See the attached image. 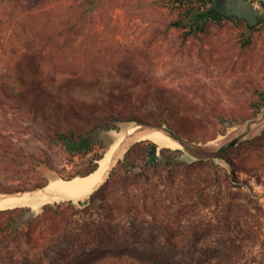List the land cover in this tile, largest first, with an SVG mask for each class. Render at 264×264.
<instances>
[{
  "label": "rangeland",
  "instance_id": "1",
  "mask_svg": "<svg viewBox=\"0 0 264 264\" xmlns=\"http://www.w3.org/2000/svg\"><path fill=\"white\" fill-rule=\"evenodd\" d=\"M260 1L256 0V4L262 7ZM209 6V0H0V81L13 89L24 80H32L39 71L42 88L57 96L58 103L83 108L81 101L94 102L96 105L84 111L88 115L93 110L97 114L109 106L117 107L151 124L165 117L170 122L165 126L202 145L241 129L264 108V25L248 28L245 21L235 17L208 18L200 27L198 22H188L190 9L199 12ZM191 18L199 19L196 14ZM51 32L59 40L58 45L67 41L66 49L38 63L27 61L22 65L27 73H20L17 59L12 56L43 48ZM248 32L251 35L247 40ZM20 102L1 98L0 92V197L45 186L57 177L86 172L93 166L95 154L107 149L103 146L129 136L130 128L148 124L120 122L116 129L105 133L104 144H96L88 154L73 155L54 135V129L64 121L41 115L25 101ZM69 122L77 124L72 118ZM255 131L220 152L232 164L219 156L210 157L187 173L185 163L194 161L199 154L185 147L160 146L151 139H139L127 147L110 175L119 179L131 171L144 172L148 149L155 143L159 153L162 149L182 151L180 158L185 163L177 170V178L190 183L201 174L211 184L207 194L214 193L216 173L235 175L245 189H254L264 208V127ZM139 142L143 145L138 146ZM146 171L151 181H162L156 169ZM167 176L168 171H163V177ZM90 193L50 202H63L61 215L55 216L62 226H85L91 219H100L101 209L79 202ZM70 199L74 201L68 202ZM210 203L198 204L197 208L198 216L209 223L217 214H224L221 209L215 210L214 201ZM43 206H22L15 213H0L3 258L14 250L32 257L28 260L18 255L21 264H64L48 259L40 263L34 257L37 252L52 251L56 245H74L72 239L45 230L49 220H32L31 214H42ZM12 217L37 224V231L31 230L32 240L20 238L30 233L29 224L22 223L14 229ZM192 225L185 219L179 224L171 223ZM260 246L257 243L251 247V256H262V252L258 253Z\"/></svg>",
  "mask_w": 264,
  "mask_h": 264
},
{
  "label": "trees",
  "instance_id": "2",
  "mask_svg": "<svg viewBox=\"0 0 264 264\" xmlns=\"http://www.w3.org/2000/svg\"><path fill=\"white\" fill-rule=\"evenodd\" d=\"M196 12L195 8L189 10L188 22L193 14H196L197 18L204 16L201 11L197 12L200 14ZM250 35L248 32L247 40ZM55 37L51 32L46 36L47 41L43 48L14 54L12 57L17 59V70L26 74L22 65L27 61L38 63L37 60L46 56L52 57L58 51L66 49L67 41L61 46L57 44L59 40ZM31 58L35 60L32 61ZM38 72L36 71L32 80H24L13 89L0 81L1 98L16 99L18 103L25 101L31 105L32 111L36 109L41 115H52L63 120L64 122L54 129V135L73 155L88 154L94 150L96 144H104L107 137L105 135L116 129L120 122L149 124L144 118L117 107L109 106L108 110L97 114L93 110L88 115L84 111L96 105L94 102L81 101L83 108L58 103L57 96L42 88L43 83ZM71 72L77 73L74 70ZM11 81L15 83L17 80ZM70 118L75 119L77 124L70 123ZM160 119L161 122L157 123L159 125L170 123L165 117ZM137 145L141 146L143 142ZM109 146L103 147L108 149ZM154 147L157 146L152 143L148 149L149 159L143 165L144 172L131 171L119 179H113L110 175L91 191L85 200H79L81 203L85 201L89 207L101 209L100 219H91L94 226L91 223L85 226H62L58 217L55 218L56 215H61L59 211L62 201L45 204L41 209L42 214L33 212L32 220H42L38 223L49 220L47 226H44L45 230L53 234L60 233L74 242L73 246L64 248L62 245H56L52 251L37 252L34 257L39 258L40 263L48 259L64 264H264V237L261 238L264 235V221L261 218L264 217V208L254 189H245L235 175L234 177L228 173H216L214 193L206 194V189L211 184L208 183V178L202 179L201 174L190 183L176 177L177 170L185 163L180 158L181 150L162 149L160 155L153 159L150 151ZM106 150L95 154L94 164L89 170L70 177L93 172ZM194 157V161L185 163V173L196 170L199 168L198 164L206 159ZM219 157L231 163L226 156L219 154ZM169 167H176V170L168 169ZM147 168L160 172L162 181H151ZM163 171H168L167 177H163ZM212 201L215 210L221 209L224 214H217L214 222L209 223L203 216H198L200 210L197 208L199 205H211ZM18 209L19 207L0 210V213H15ZM41 217L42 219H39ZM12 218L14 229L22 223L29 224L30 233L21 234L20 238L25 236L32 240L31 230L36 232L37 224L33 226V222H25L21 217ZM183 219L193 222L194 225L171 226V223L179 224ZM64 221L69 222L68 219ZM159 224L161 226H158ZM257 243L261 245V250L258 251L262 252L260 258L257 255L251 256V249H254L251 247ZM19 247L17 246V249ZM18 253L11 250L5 258L0 255V264H21L20 259L23 256L32 260L28 253L26 256ZM72 256L76 257L71 258Z\"/></svg>",
  "mask_w": 264,
  "mask_h": 264
},
{
  "label": "bare ground",
  "instance_id": "3",
  "mask_svg": "<svg viewBox=\"0 0 264 264\" xmlns=\"http://www.w3.org/2000/svg\"><path fill=\"white\" fill-rule=\"evenodd\" d=\"M263 127L264 123L258 126L256 131ZM144 128L146 127L141 126L130 128L127 132L130 134L129 136L137 134L136 139H151L160 146H168L172 148L185 147L182 142L162 130L148 131L143 130ZM239 130L240 128H236L228 134L220 135L207 143H203L202 147L206 150L215 151L225 142L230 140ZM127 137L128 136L123 135L119 139L114 140L106 150L107 153L105 156L99 160L98 167L90 174L86 173L74 177H57L46 184L43 189L35 192L2 196L0 197V210L22 206H28L36 209L52 201L69 197H79L91 192L104 181L112 164L115 163L117 159L126 151L131 141V139L128 140ZM123 142H125L126 145H123Z\"/></svg>",
  "mask_w": 264,
  "mask_h": 264
},
{
  "label": "water",
  "instance_id": "4",
  "mask_svg": "<svg viewBox=\"0 0 264 264\" xmlns=\"http://www.w3.org/2000/svg\"><path fill=\"white\" fill-rule=\"evenodd\" d=\"M209 3H210V6L208 10H206V15L219 14L221 16H235L239 19H246L248 23L252 26L255 25L259 21V19H261L264 16V13L262 12L261 7L257 6L254 0H209ZM261 5L264 8V0H261ZM263 123H264V108L255 117L248 120L244 124V126L230 140L225 142L218 150H215V151L206 150L205 148L202 147L201 144L195 143L189 139H186L180 136L169 126L149 123L147 124V127L144 128L143 130H148V131L162 130L168 133L169 135L173 136L180 142H182V144H184L187 150L193 153L199 154L200 157L208 158V157H218L221 151L225 150L226 148L230 146L236 145L244 141L245 139H247L249 136L253 134V132L256 130L258 126H260ZM136 136L137 134L127 137L128 140L131 139L129 145L139 140V139H136L137 138ZM127 139H126V142H127ZM123 145H126V143L123 142ZM106 153L107 152H105V154ZM150 155L153 159H155L158 155H160L158 148L154 147L150 151ZM114 165L115 163L112 164L104 181L110 176ZM44 187L45 186H42V187L22 191L20 193H15V194H25L26 192H35L37 190L43 189ZM9 195H12V194H7L4 196H9Z\"/></svg>",
  "mask_w": 264,
  "mask_h": 264
},
{
  "label": "flooded vegetation",
  "instance_id": "5",
  "mask_svg": "<svg viewBox=\"0 0 264 264\" xmlns=\"http://www.w3.org/2000/svg\"><path fill=\"white\" fill-rule=\"evenodd\" d=\"M254 2L256 3V0H254ZM260 3H261V1H260ZM257 5V4H256ZM258 6V5H257ZM262 6V5H261ZM209 8V7H208ZM208 8L207 9H203V8H201L202 9V13H204V16L203 17H199V19L198 20H195V19H191L190 20V23H196L197 24V22H198V27H200V26H203L204 25V23L206 22V20L208 19V18H214V20H217V19H220V18H222V17H235V16H221V15H219V14H214V15H205V12H206V10H208ZM261 10H262V12L264 13V8L263 7H261ZM236 19H238V20H243V21H245L246 23H247V26H248V28H251V27H256V26H259V25H264V16L261 18V19H259V21L255 24V25H250L249 23H248V21L246 20V19H239V18H237V17H235ZM30 210H26V213L27 212H29Z\"/></svg>",
  "mask_w": 264,
  "mask_h": 264
}]
</instances>
